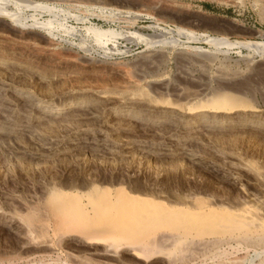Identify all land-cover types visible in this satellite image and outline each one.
<instances>
[{
    "label": "rangeland",
    "instance_id": "1",
    "mask_svg": "<svg viewBox=\"0 0 264 264\" xmlns=\"http://www.w3.org/2000/svg\"><path fill=\"white\" fill-rule=\"evenodd\" d=\"M0 3L27 19L0 17V264H136L127 251L110 256L120 243L159 249L156 264L264 261L253 256L264 246L247 243L264 227L239 224L241 215L264 222V0ZM33 19L56 20L41 30ZM70 100L81 104L44 112ZM218 100L230 111L207 110ZM117 183L181 198L183 209L86 191ZM195 197L238 221L191 206ZM90 208L104 222L122 219L121 241L85 243L102 223L87 221ZM163 232L180 238L155 247ZM198 237L234 240L193 256Z\"/></svg>",
    "mask_w": 264,
    "mask_h": 264
},
{
    "label": "bare ground",
    "instance_id": "2",
    "mask_svg": "<svg viewBox=\"0 0 264 264\" xmlns=\"http://www.w3.org/2000/svg\"><path fill=\"white\" fill-rule=\"evenodd\" d=\"M1 5H4L3 3H0ZM3 11V10H2ZM0 17H10L9 19H11L15 24H22V23H25L26 21H27V19L26 18H19L17 15H7V14H5L4 12H1L0 11ZM0 19H2V18H0ZM56 19H54L53 21H55ZM33 21L35 22V24H33V27L35 28H37V29H51L52 27H51V23L53 22L52 20H49V21H47L46 23H44V24H41V23H38L36 20H34L33 19ZM22 26H23V24H22ZM47 26V27H46ZM21 27V26H20ZM24 27V26H23ZM25 27H26V25H25ZM51 27V28H50ZM51 31V30H50ZM49 31V33H51ZM96 31V30H95ZM67 32V31H66ZM98 32V31H97ZM93 33V32H92ZM96 36H98V34H96ZM99 37V36H98ZM97 38V37H96ZM207 42L208 43H211V44H214V45H217L219 42H220V40L219 41H217L216 39H209V40H207ZM166 43V42H165ZM246 45H248V47L249 48H252L256 53H258V52H261V44H257V43H248V44H246ZM243 46H244V44H243ZM247 48V47H246ZM191 49V48H190ZM197 50L198 49H192V50H190L191 52V55H194V54H198L199 53V51L197 52ZM189 53V54H190ZM199 54H201V53H199ZM81 103H78V102H75V101H73V100H70V101H67V102H65V103H62V104H50V105H45V107L43 108L44 109V112L46 113V114H48V115H54V116H59V115H62V114H67L68 112H70L72 109H76V108H78L79 107V105H80ZM215 105H213V106H207L208 108H207V110L209 109V108H211L212 109V111H213V113H214V111L215 112H223V111H225V113H226V111H230V109L231 108H229V107H227V105L225 104V101H219L218 100V102H216V103H214ZM228 106H230V104L228 105ZM238 107V106H237ZM199 108H201V106L199 107ZM235 108V107H234ZM42 109V110H43ZM210 109V110H211ZM236 109V108H235ZM195 110H197V109H195ZM203 110H206L205 108L203 109ZM232 110H233V108H232ZM237 110V109H236ZM235 110V111H236ZM199 111V110H198ZM128 112V111H127ZM210 112V111H209ZM230 113V112H229ZM196 118V117H195ZM119 183H117V186H100V184H94V185H90V187H89V189L88 190H86L88 193H90V194H95V193H97L96 195L98 196V194L100 195L101 193H106L107 195L109 194L110 196H111V194H114V195H117V194H119L120 196H122L123 198L126 196L127 198H132V199H135V200H142V201H144V202H147V203H149V204H152L153 206L154 205H158V207H160V209L159 210H161V209H163L164 211H166L165 212V214L167 213V211H171L175 206H179V205H177L178 203L179 204H182V203H184L182 200H181V198H178L179 200L176 202V201H174V202H171L170 200H168V199H166V198H164L163 200H159L158 199V197L156 198V195L153 197V196H151V195H149L146 191H143L144 190V188H142V187H140V186H133L132 187V189L130 190V188L127 186V187H124V186H122V185H118ZM122 184V183H121ZM87 187H88V185H87ZM114 187V188H113ZM59 190V189H58ZM145 190H146V188H145ZM57 191V190H56ZM56 191H52V192H56ZM69 191V192H68ZM70 191L71 190H67V191H65V189H64V191H57V193L58 192H60V194H70ZM85 192V191H84ZM144 192H146L147 194H145ZM149 192V191H148ZM86 193V192H85ZM60 194H59V197H60ZM73 194V193H72ZM76 194H77V190H76ZM87 194V193H86ZM85 194V195H86ZM90 194H88V195H90ZM159 194H161V193H159ZM58 195V194H57ZM73 195H75V194H73ZM78 195V194H77ZM76 195V196H77ZM87 195V196H88ZM113 195V196H114ZM189 195H191V194H189ZM92 196V195H91ZM94 196V195H93ZM93 196H92V198L90 197V196H88V197H90L91 199H93ZM47 197V196H46ZM56 197V196H55ZM64 197V196H63ZM69 197L70 198H72L70 195H69ZM80 197V196H79ZM78 197V198H79ZM168 197V196H167ZM188 197V196H187ZM203 197V196H202ZM83 198V197H82ZM86 199H87V197H85ZM98 198V197H97ZM100 198V197H99ZM102 198H104L103 196H102ZM161 198V197H160ZM184 198V197H183ZM47 199V198H46ZM68 199V198H67ZM64 200V199H63ZM172 200V199H171ZM81 201V200H80ZM46 202V201H45ZM190 202V201H189ZM192 202H194V204L193 205H191V206H195V207H199L198 209H200L201 207L202 208H204L205 209V207H206V210H208V211H212L213 213L215 212H221V213H223V214H225V215H227V217L229 218V217H231V218H233V217H237V215H235V214H232V213H230V210H227L226 208H222L221 206L220 207H214L213 205H212V203L211 202H209V201H204V199H200V198H198V199H196V197L193 199V201ZM192 202H190V203H192ZM59 203V202H58ZM111 203V202H110ZM110 203H108V204H110ZM185 203H187L186 201H185ZM189 203V204H190ZM49 204V203H48ZM113 204V203H112ZM46 205V204H45ZM85 205V204H84ZM40 206V205H39ZM55 206V205H54ZM184 206H185V204H184ZM183 206V207H184ZM186 206H187V204H186ZM52 207V206H51ZM75 207V206H74ZM86 207V206H85ZM99 207V206H98ZM111 207V206H110ZM155 207V206H154ZM182 207V205H180L179 206V208H181ZM189 207V206H188ZM32 208H34V207H32ZM36 208V207H35ZM47 208V207H46ZM93 208V207H92ZM103 208V207H102ZM176 208V207H175ZM178 208V207H177ZM185 208H187V207H185ZM191 208V207H190ZM190 208H188V209H190ZM55 209V208H54ZM86 209V208H85ZM97 209V208H96ZM95 209V210H96ZM108 209H110V208H108ZM183 208H181L180 210H182ZM111 210V209H110ZM186 209H184V211H185ZM192 210H195L194 208H192ZM41 211V210H40ZM188 211V210H187ZM190 211V210H189ZM196 211V210H195ZM195 211H192V212H195ZM198 211H200L201 212V210H198ZM202 211L204 212V210L202 209ZM207 211V212H208ZM103 212H105V211H103ZM197 212V211H196ZM195 212V213H196ZM238 212V211H237ZM31 213V212H30ZM38 213H39V211H38ZM100 210L99 211H94V209H89L88 211H87V215H86V217H87V221H89V222H92V220H95L97 217H98V215H99V219L102 221V223H101V226H100V228H99V230H96V228H95V230H92L91 229V231L89 232V233H85L84 232V234H83V239L85 240V243L87 244V245H91V246H104V245H106V243L108 242V241H113V242H115V241H121V240H119V238H120V236L122 235L121 234V232L123 231V228H121V225H122V219L120 220V221H118L117 219H114L113 220V218H112V220H110V219H108V222H104V220L105 219H103L101 216H102V214L103 213H101V216H100ZM195 213H193V214H195ZM35 214V213H34ZM41 214V213H40ZM105 214V213H104ZM168 214V213H167ZM199 214V213H198ZM216 214H218V213H216ZM43 215V214H42ZM50 215H52V214H50ZM164 215V214H163ZM32 216V215H31ZM38 216V215H37ZM85 216V215H84ZM105 216H106V214H105ZM166 216V215H165ZM164 216V217H165ZM199 216V215H198ZM206 216V215H205ZM208 216H210V215H208ZM39 217V216H38ZM43 217V216H42ZM41 217V218H42ZM104 217V216H103ZM235 217V220H237L238 221V219ZM52 218V217H51ZM63 218V217H62ZM105 218V217H104ZM159 218V217H158ZM195 218V217H194ZM45 219V218H44ZM86 219V218H85ZM193 219V218H192ZM258 218H254V217H246V216H244V215H241V217H240V221H239V224H240V226L242 227V228H255V227H264V222H263V220H260V219H258ZM61 220H63V219H60V221ZM195 220V219H194ZM51 221V220H50ZM186 221V220H185ZM46 222H48V221H46ZM53 222V221H52ZM56 222V221H55ZM97 222V221H96ZM156 222V221H155ZM54 223V222H53ZM59 223V222H58ZM57 223V224H58ZM61 223V222H60ZM99 224H100V222H98ZM150 225V224H149ZM53 226H55V223H54V225L52 224V226L51 227H53ZM87 226V225H86ZM151 226V225H150ZM182 226H186V225H182ZM89 227H91V226H89ZM125 227V226H124ZM54 228V227H53ZM59 228H60V226H59ZM53 230V229H52ZM88 230V229H87ZM125 231V230H124ZM127 231V230H126ZM52 232V231H51ZM62 233V232H61ZM53 234H54V231H53ZM56 234H57V232H56ZM76 234V233H75ZM177 234V233H176ZM176 234H171V233H165V232H163V233H161L157 238H155V240L153 239V242H156V244L154 245L155 247H159V243L161 244V246L162 245H170V243H172V242H174L175 240H178L179 238H180V235H176ZM125 235V234H124ZM55 237H58V236H55ZM65 237V236H64ZM68 237V236H67ZM70 237V236H69ZM72 237V236H71ZM76 237H80V236H76ZM50 238V237H49ZM62 238V237H61ZM122 238V237H121ZM123 239V238H122ZM53 240V239H52ZM131 240V239H130ZM232 240H234V238L233 237H230V238H225V239H218V238H215V237H212V238H199L198 237V240H194V241H192V243H191V246L194 248V250L196 251V253L193 255V256H197V255H199V254H197V253H199L200 251H202V252H207L206 250H210V249H214V250H216V248H218V247H220L221 245H223V246H228L229 247V243L232 241ZM128 241V240H127ZM134 241V240H133ZM55 242V241H54ZM117 242H115V243H117ZM146 242V241H145ZM130 243H131V241H130ZM138 243H140V242H138ZM247 243H249V244H251V245H254L255 247H261V246H264V237H257V238H250V239H248L247 240ZM58 244V243H57ZM113 244V243H112ZM121 244V243H120ZM115 245L116 247H115V250L114 251H112L111 252V254H110V256H112L113 258H118V257H121L122 258V256L125 254V251H127L128 253H130V255L134 258V260H138V261H136V264H156V260H158L159 258H161L162 257V253L159 251V249H153V250H145L146 249V245H144V244H140V245H137V246H135V247H131V248H129V247H123V245ZM127 244V243H126ZM133 244H135V243H133ZM147 244V243H146ZM148 245V244H147ZM60 246V245H59ZM113 248H114V246H113ZM204 249V250H203ZM108 251H110V249L108 250ZM248 251V250H247ZM246 251V252H247ZM61 252V251H60ZM248 253V252H247ZM253 256L254 257H256V258H258L259 260L261 259H263L264 258V251L263 252H259V251H257V250H253ZM247 260V259H246ZM246 260L244 259L243 260V262L242 263H240V264H250V263H248V262H246ZM63 261H61V263H62ZM77 262L78 263H81V264H92L91 263V261L90 260H77ZM60 263V264H61ZM62 264H67V262H63ZM103 264V263H102ZM166 264H178L177 263V261H168ZM261 264H264V261H262V263Z\"/></svg>",
    "mask_w": 264,
    "mask_h": 264
}]
</instances>
